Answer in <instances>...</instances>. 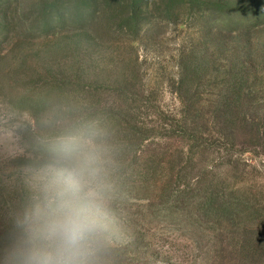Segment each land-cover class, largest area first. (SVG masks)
Returning a JSON list of instances; mask_svg holds the SVG:
<instances>
[{"label":"rangeland","instance_id":"rangeland-1","mask_svg":"<svg viewBox=\"0 0 264 264\" xmlns=\"http://www.w3.org/2000/svg\"><path fill=\"white\" fill-rule=\"evenodd\" d=\"M79 69L119 161L111 264H264V0H0V153ZM26 163L0 161V246Z\"/></svg>","mask_w":264,"mask_h":264},{"label":"clouds","instance_id":"clouds-1","mask_svg":"<svg viewBox=\"0 0 264 264\" xmlns=\"http://www.w3.org/2000/svg\"><path fill=\"white\" fill-rule=\"evenodd\" d=\"M2 142L0 161L27 163L24 193L4 216L0 264H111L125 241L114 212L119 161L107 122L70 96L38 118L20 114Z\"/></svg>","mask_w":264,"mask_h":264},{"label":"trees","instance_id":"trees-1","mask_svg":"<svg viewBox=\"0 0 264 264\" xmlns=\"http://www.w3.org/2000/svg\"><path fill=\"white\" fill-rule=\"evenodd\" d=\"M77 22L75 23V25L76 24L79 25L80 21L78 23ZM77 32H79V31H77ZM81 71L82 70H80V69L77 70L75 73L73 71V73H70V74H73L75 76L68 75L66 78L64 77L62 80L60 79L58 81L59 83L53 84V90L56 91L57 97L54 100H51L52 104H54V103H56L62 99H65L67 97H70V96L78 98L80 100L90 99L91 103L88 104V106L91 105L90 107H95V105L100 106V104L103 103V98H101V96H99L97 93L95 94L94 92H91V90L89 91V89L84 86V83H83L84 81L81 80V77L79 75V73ZM51 103L49 101L48 105H51ZM100 114L101 113H97V116H100ZM101 118L103 119V117H101ZM134 134L135 135L138 134V131H136L135 129H134ZM128 135L130 137V133Z\"/></svg>","mask_w":264,"mask_h":264}]
</instances>
